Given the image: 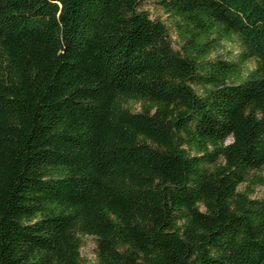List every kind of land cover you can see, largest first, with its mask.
Wrapping results in <instances>:
<instances>
[{
    "label": "trees",
    "instance_id": "trees-1",
    "mask_svg": "<svg viewBox=\"0 0 264 264\" xmlns=\"http://www.w3.org/2000/svg\"><path fill=\"white\" fill-rule=\"evenodd\" d=\"M159 4L0 0V264H264V0Z\"/></svg>",
    "mask_w": 264,
    "mask_h": 264
},
{
    "label": "rangeland",
    "instance_id": "rangeland-1",
    "mask_svg": "<svg viewBox=\"0 0 264 264\" xmlns=\"http://www.w3.org/2000/svg\"><path fill=\"white\" fill-rule=\"evenodd\" d=\"M139 9L142 11H147L152 19H160L168 25L169 33L173 41V46L175 49H178L179 41L172 19L165 13L163 8L160 6L159 0H140ZM253 188V198H264V185H257ZM95 248L96 244L94 238L91 236H83V246L81 248L83 264H97Z\"/></svg>",
    "mask_w": 264,
    "mask_h": 264
}]
</instances>
